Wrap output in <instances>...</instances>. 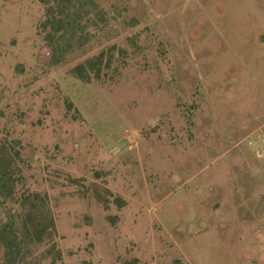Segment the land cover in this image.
I'll return each mask as SVG.
<instances>
[{"label":"rangeland","instance_id":"374dc122","mask_svg":"<svg viewBox=\"0 0 264 264\" xmlns=\"http://www.w3.org/2000/svg\"><path fill=\"white\" fill-rule=\"evenodd\" d=\"M94 1L107 21L50 66L46 8L0 0L22 176L0 221L39 194L56 225L27 264H264V0ZM111 48L100 80L71 75Z\"/></svg>","mask_w":264,"mask_h":264},{"label":"trees","instance_id":"16d2710c","mask_svg":"<svg viewBox=\"0 0 264 264\" xmlns=\"http://www.w3.org/2000/svg\"><path fill=\"white\" fill-rule=\"evenodd\" d=\"M46 8L45 28H50L44 40L52 48L50 66L65 63L66 56L80 50L89 42L86 25H97L107 21L106 15L94 0H39ZM85 21V25H82ZM123 52L120 51V54ZM115 62L111 48L80 64L70 71L76 79L90 83L100 80L104 69H110ZM20 153L14 147L0 146V208L15 201L17 185L21 182V170L17 166ZM25 210L22 218L8 213L7 221H0V246L4 249L3 264H27L32 245L41 244L56 234L55 220L48 203L39 194H29L20 200ZM61 256L58 253L57 259ZM126 264H138L133 260Z\"/></svg>","mask_w":264,"mask_h":264}]
</instances>
